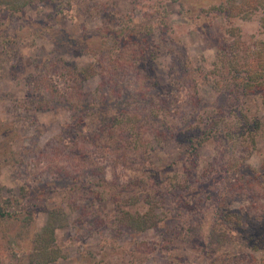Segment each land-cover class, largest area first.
Masks as SVG:
<instances>
[{"label": "rangeland", "instance_id": "1", "mask_svg": "<svg viewBox=\"0 0 264 264\" xmlns=\"http://www.w3.org/2000/svg\"><path fill=\"white\" fill-rule=\"evenodd\" d=\"M0 203V264H264V0H0Z\"/></svg>", "mask_w": 264, "mask_h": 264}, {"label": "trees", "instance_id": "2", "mask_svg": "<svg viewBox=\"0 0 264 264\" xmlns=\"http://www.w3.org/2000/svg\"><path fill=\"white\" fill-rule=\"evenodd\" d=\"M6 2H9V0H6ZM195 137L196 138L193 139L192 136H189L188 139H186L185 143L189 144V146L194 147V143L200 141L199 139H197L198 138L197 136H195ZM201 138L202 137H200V139ZM13 215L15 217L18 216L15 211H9V210L4 209L0 203V217H7V216H13ZM59 220H60L59 210L58 209H49L48 210V217L46 218V221L44 223V229H45L44 231L46 232V230H47L48 232H46L45 238L42 237V236H45V232H44V234H42V236L39 233L35 234L34 244L32 246V248H34V251L30 252V261L31 262H33L35 264H47L49 261L57 259L58 256L56 253L53 252L52 249L50 251L44 250L42 252V254H47L45 257L46 259L38 258L37 252L39 251V249H41L44 246V244H45L44 239L47 241L54 239V236L52 234H54L55 228L61 225V222ZM35 257H37V258H35Z\"/></svg>", "mask_w": 264, "mask_h": 264}]
</instances>
